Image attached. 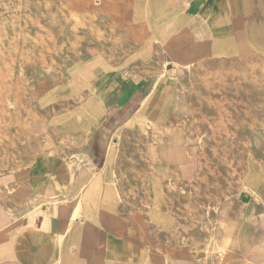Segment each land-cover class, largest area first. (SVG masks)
<instances>
[{
	"label": "rangeland",
	"instance_id": "1",
	"mask_svg": "<svg viewBox=\"0 0 264 264\" xmlns=\"http://www.w3.org/2000/svg\"><path fill=\"white\" fill-rule=\"evenodd\" d=\"M71 14L56 1L0 0V172L64 187L61 230L93 245L105 223L165 262L187 249L215 264L218 208L243 189L250 134L264 137V80L257 96L233 97L234 84L249 82L220 81V57L176 69L151 56L126 61L132 50L117 48L112 60L122 63H88L105 50L88 48L89 19ZM115 69L127 101L102 110L96 94Z\"/></svg>",
	"mask_w": 264,
	"mask_h": 264
},
{
	"label": "crops",
	"instance_id": "2",
	"mask_svg": "<svg viewBox=\"0 0 264 264\" xmlns=\"http://www.w3.org/2000/svg\"><path fill=\"white\" fill-rule=\"evenodd\" d=\"M50 1L69 6L75 17L89 19L87 31L96 35L87 40L88 48L104 49L105 57L88 63H122L112 60L117 48L132 50L126 61L151 56L176 69L220 57V81L249 82L247 89L234 84L228 90L233 97L257 96V81L264 80L257 77V67H264V0ZM101 77L96 71L88 79ZM96 97L102 110H121L127 89L119 70ZM255 105L249 113H256ZM73 136L77 140L76 131ZM249 144L254 147L248 172L238 175H243V189L218 208L224 250L215 264H264V153L256 148L264 145V137L250 134ZM90 146L94 150L95 142ZM16 173L0 172V264H203L187 249L185 256L165 262L161 250L129 248L128 240H120L105 223V232L95 240L98 245L90 235L62 231L65 188L54 190L48 180ZM173 251L177 249L170 246ZM145 257L151 260L146 262Z\"/></svg>",
	"mask_w": 264,
	"mask_h": 264
},
{
	"label": "bare ground",
	"instance_id": "3",
	"mask_svg": "<svg viewBox=\"0 0 264 264\" xmlns=\"http://www.w3.org/2000/svg\"><path fill=\"white\" fill-rule=\"evenodd\" d=\"M71 15H73V14H71ZM74 16V15H73ZM75 17V16H74ZM76 18H77V16L75 17V20H76ZM96 48V47H95ZM72 208H73V206H72Z\"/></svg>",
	"mask_w": 264,
	"mask_h": 264
}]
</instances>
